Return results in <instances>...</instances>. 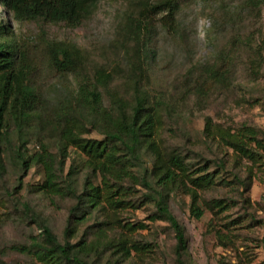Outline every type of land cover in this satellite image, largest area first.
<instances>
[{
	"label": "rangeland",
	"instance_id": "obj_1",
	"mask_svg": "<svg viewBox=\"0 0 264 264\" xmlns=\"http://www.w3.org/2000/svg\"><path fill=\"white\" fill-rule=\"evenodd\" d=\"M177 1V31L169 33L157 25V51L151 64L149 86L155 81L162 87L168 106L163 103L160 109L156 149L165 159L178 158L190 171L205 169L223 182L213 190L199 191L193 199L192 186L185 179L181 183L177 178L173 185L162 188L158 176L152 175L154 164H159L153 152L144 151L142 159L154 190L165 195L169 210L184 229L185 264H264V150L250 136L254 132L264 141V0ZM140 9L141 0H100L80 25L69 26L42 19L18 21L0 4L1 19L11 24L27 57L30 83L42 95L44 117L51 118L59 106L73 103L81 83L76 73H62L53 67L51 46L61 44L73 50L88 78L98 69L127 78L134 47L127 26ZM213 64L229 66L217 84L204 73ZM132 86L125 81L123 89ZM130 100L127 105L132 106ZM105 105L110 106V101ZM76 116L77 134L85 139H105L103 123L88 109L80 107ZM65 127L49 119L44 129L37 126L27 131L25 153L28 157L38 155L44 144L56 167L63 163V172L58 173L62 188L71 181L72 170L79 193L87 185L101 186L103 174L84 154L70 146L63 157ZM238 140H245L263 155L262 167L236 151ZM19 145L18 130L12 125L10 138L2 146L0 264L58 261L41 255L40 248L45 245L42 230L25 207L60 243L75 245L77 255L88 264H178L175 232L158 218L139 166L126 173L118 165L105 175L111 184L129 189L124 199L134 207L124 211L104 205L83 209L81 220L70 225L77 200L64 193L41 191L43 166L32 163L24 172L15 152ZM117 155L122 156L121 151ZM214 200L223 201L227 209H211ZM193 206L203 211L201 219L194 217Z\"/></svg>",
	"mask_w": 264,
	"mask_h": 264
},
{
	"label": "trees",
	"instance_id": "obj_2",
	"mask_svg": "<svg viewBox=\"0 0 264 264\" xmlns=\"http://www.w3.org/2000/svg\"><path fill=\"white\" fill-rule=\"evenodd\" d=\"M99 2L100 0H0L3 9L11 11L18 21L42 19L50 23L63 22L69 26L80 25ZM179 11L177 0H141L138 16L130 18L127 26L130 39L134 43L128 62L127 78H120L116 71L109 69H98L88 78L80 70L79 57L73 50L61 44L51 46L53 67L62 73H76L81 79L73 103L59 106L57 113L51 118L44 117L42 95L30 83L27 57L17 42L11 24L0 17V173L5 171L2 146L10 138L11 126L15 125L20 140L15 152L22 170L27 172L32 163L42 165L45 182L40 190L50 195L64 193L77 200L70 217L71 225L73 220H81L83 209L96 210L104 205L113 211H124L134 207L132 202L124 199L129 189L117 183L111 184L105 175L118 165L126 173L139 166L143 169L142 182L151 191L149 200L155 203L158 218L167 221L175 232L177 262L185 264L183 257L187 250V241L184 229L169 210L165 195L154 190L149 180V170L142 159L144 151L153 152L159 164H154L152 175L158 176V183L162 188L173 185L177 178L181 183L185 179L192 186L190 191L193 199L199 191L213 190L223 182V178L205 173V169L196 173L190 171V167L178 158L165 159L156 149L154 139L160 125V109L165 104L162 87L155 81L153 87L149 86L153 73L152 59L157 51V25L169 33H176ZM255 65L256 60L253 59L252 66ZM228 68L227 65L224 67L213 64L204 73L217 84L224 79ZM125 81L133 84L132 90L123 89ZM121 93L126 94V97L121 96ZM128 99L133 101L132 106L127 105ZM106 101H110L111 105L106 106ZM165 106L168 107L166 104ZM80 107L88 109L97 122L103 123L104 140L85 139L75 132L77 129L74 127H79L76 113ZM49 119L66 126L63 132V157L70 146L84 154L92 167L103 174L101 186L87 185L84 192L79 193L74 186L75 174L72 170L71 181L62 188L58 182V173L62 171L63 163L57 168L56 160L44 144L42 153L28 157L25 153L26 132L37 126L44 129V122ZM250 136L258 148L264 150V141H259L254 132ZM234 147L243 158L262 167L263 155L252 150L245 140H238ZM118 151H121L122 156L117 155ZM21 183L22 179L20 185ZM209 207L225 210L228 206L223 201L214 200ZM192 211L195 218H202L203 211L199 207L193 206ZM25 212L31 220L40 224L45 243L40 248L41 255L49 260H58L55 263L51 261L50 264H88L77 255L75 245L69 242L60 243L52 230L30 208L25 207ZM129 229L132 231L133 228ZM68 232L69 230L66 234ZM134 249L137 251V248Z\"/></svg>",
	"mask_w": 264,
	"mask_h": 264
}]
</instances>
